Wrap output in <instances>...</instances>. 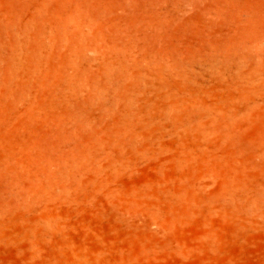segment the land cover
<instances>
[{
  "label": "rangeland",
  "instance_id": "obj_1",
  "mask_svg": "<svg viewBox=\"0 0 264 264\" xmlns=\"http://www.w3.org/2000/svg\"><path fill=\"white\" fill-rule=\"evenodd\" d=\"M0 264H264V0H0Z\"/></svg>",
  "mask_w": 264,
  "mask_h": 264
},
{
  "label": "bare ground",
  "instance_id": "obj_2",
  "mask_svg": "<svg viewBox=\"0 0 264 264\" xmlns=\"http://www.w3.org/2000/svg\"><path fill=\"white\" fill-rule=\"evenodd\" d=\"M117 48V47H116ZM122 49L124 48V46L123 47H121ZM125 49V48H124ZM120 50V49H119ZM128 52V51H127ZM125 53V52H124ZM127 54V53H126ZM144 54V53H143ZM147 54H148V52H147ZM146 55V54H145ZM119 56V55H118ZM128 56V55H127ZM134 56V55H133ZM120 57H121V55H120ZM141 57H143V55L141 56ZM124 59V58H123ZM128 59V58H127ZM132 60V59H131ZM140 60V59H139ZM139 60H138V62H139ZM114 60L112 59V61L111 62H113ZM136 62H137V60H135ZM118 62V61H117ZM124 62H126V61H124ZM128 62V61H127ZM130 62V61H129ZM153 62H154V59H153ZM159 62V61H158ZM114 63V62H113ZM157 63V62H156ZM116 64V63H115ZM133 63H131V65H132ZM135 64H137V63H135ZM140 64H142V63H140ZM106 65H108L107 63H106ZM130 66V65H129ZM121 75L122 76H135V68H134V70H130V68L129 67H127V66H125V65H121ZM130 67H132V66H130ZM116 69V68H115ZM126 70H128V71H126ZM139 72V71H138ZM140 73V72H139ZM137 74V73H136ZM138 75V74H137ZM136 75V76H137ZM138 89H140V87L138 86ZM167 98L165 97V100H166ZM127 100H129V99H127ZM146 101H151V99H146ZM256 195L255 194H252V195H250V196H248V198H246L243 202H242V204H241V206L240 207H242V206H250V203L252 202V201H255V199H256ZM249 208H251V207H249Z\"/></svg>",
  "mask_w": 264,
  "mask_h": 264
}]
</instances>
